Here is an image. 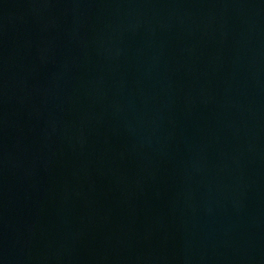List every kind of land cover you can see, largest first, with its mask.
<instances>
[{"label": "water", "instance_id": "1", "mask_svg": "<svg viewBox=\"0 0 264 264\" xmlns=\"http://www.w3.org/2000/svg\"><path fill=\"white\" fill-rule=\"evenodd\" d=\"M0 264H264V0H0Z\"/></svg>", "mask_w": 264, "mask_h": 264}]
</instances>
